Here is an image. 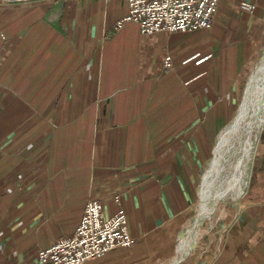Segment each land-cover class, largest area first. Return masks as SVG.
<instances>
[{
    "label": "crops",
    "instance_id": "0c3cea01",
    "mask_svg": "<svg viewBox=\"0 0 264 264\" xmlns=\"http://www.w3.org/2000/svg\"><path fill=\"white\" fill-rule=\"evenodd\" d=\"M128 11L127 0L0 1V264H43L91 194L105 216L125 208L135 241L85 264H264V123L243 191L206 207L191 234L264 53V0H221L210 28L188 32L115 28Z\"/></svg>",
    "mask_w": 264,
    "mask_h": 264
},
{
    "label": "built area",
    "instance_id": "2783aa9c",
    "mask_svg": "<svg viewBox=\"0 0 264 264\" xmlns=\"http://www.w3.org/2000/svg\"><path fill=\"white\" fill-rule=\"evenodd\" d=\"M6 3L29 4L41 0H0ZM128 13L116 21L121 27L127 20L140 24L143 33L160 30L188 32L210 28L219 10L221 0H127ZM253 2L242 1L241 9L254 11ZM163 66L173 67L171 55H166ZM264 234V233H263ZM135 241L129 228V217L124 207L111 216L103 214V205L91 194L80 224L66 237L54 241L39 251L43 264H85L107 252Z\"/></svg>",
    "mask_w": 264,
    "mask_h": 264
},
{
    "label": "rangeland",
    "instance_id": "374dc122",
    "mask_svg": "<svg viewBox=\"0 0 264 264\" xmlns=\"http://www.w3.org/2000/svg\"><path fill=\"white\" fill-rule=\"evenodd\" d=\"M262 56L258 58L257 64L254 67V70L257 67V65L261 62ZM246 88H247V85H246ZM245 98H246V92L243 95L242 104L245 101ZM255 106H258V105L256 104ZM255 106L253 108H250V111L251 113L253 112V114L257 113L256 115H259L261 111L260 109H257V107ZM256 109H257V112H256ZM240 110H241V107L239 111ZM236 115H238V113ZM236 115H235V118L237 117ZM253 118H254L253 115L251 114L248 115L247 118L242 122L241 128L235 131L234 133H232L231 138H230L231 141L228 142L227 145L223 148L224 156L221 161L222 163L221 167L215 173V175H213V179L211 178L210 183L209 181L206 183V190H208L207 191L208 198L207 197L204 198L203 209L210 206L209 204L214 199L215 195H216V198L221 196V199H222V197L229 196L235 193L239 194V192H237V189L239 186H241L243 181L244 180L246 181L247 179V173H248L249 164L251 160L252 151L255 145V141H256L258 132L264 123V120H263L260 123H256L254 127L250 128L249 122L250 121L252 122ZM228 127L229 125L226 127V129ZM251 146L253 147L251 148ZM226 148H229V149H226ZM204 183L205 182H203V186L205 187ZM203 186H202V189L204 190ZM244 186H245V182H244ZM202 189H201V193L203 192Z\"/></svg>",
    "mask_w": 264,
    "mask_h": 264
},
{
    "label": "bare ground",
    "instance_id": "6f19581e",
    "mask_svg": "<svg viewBox=\"0 0 264 264\" xmlns=\"http://www.w3.org/2000/svg\"><path fill=\"white\" fill-rule=\"evenodd\" d=\"M246 98L245 101L243 102L242 106H241V110L238 112L237 117L229 124V127L224 130L221 133L220 136V142L217 146L216 149V157L215 159L212 161V165H210L209 169L207 170L206 174H205V187L203 190V195L205 197L208 198V194L206 190V183L210 180L211 178L213 179V175H215V173L219 170V168L221 167V161L222 158L224 156V147L227 145L228 142L231 141V135L232 133H234L235 131L239 130L241 128V124L242 122L247 118L248 115H253L254 118L252 120V122L250 121V128L254 127V125L256 123H260L261 121L264 120V55L262 56V60L261 62L257 65V67L255 68L254 72L252 73L248 84H247V88H246ZM257 98V100H256ZM258 106H255V105ZM257 107V109H260V114L256 115L257 113L253 112L251 113L250 108L253 107ZM256 109V112H257ZM258 120V121H256ZM253 146H251L252 148ZM250 148V149H251ZM229 149V148H226ZM244 182H246L245 180L243 181V183L241 184V186L238 187L237 192H239V194L243 191L244 189ZM209 185V184H208ZM204 201V200H203ZM208 201V200H207ZM204 204V203H203ZM185 245H183L182 248H184Z\"/></svg>",
    "mask_w": 264,
    "mask_h": 264
},
{
    "label": "water",
    "instance_id": "95a60500",
    "mask_svg": "<svg viewBox=\"0 0 264 264\" xmlns=\"http://www.w3.org/2000/svg\"><path fill=\"white\" fill-rule=\"evenodd\" d=\"M220 138H219V141H218V144H219V142H220ZM218 144H217V146H218ZM216 149H217V147H216ZM215 157H216V152H215ZM204 198H205V196L203 195V193H201V195H200V198H199V200H198V203H197V209H196V213H197V221H198V223H197V227H196V229H194L193 230V232L191 233V234H196V233H198V229H199V227H200V225H201V223H202V219H203V217H204V209H203V200H204ZM221 199V196L220 197H218V198H216V195H215V197H214V199L210 202V206L211 205H213V204H215V203H217L219 200ZM200 207H202V209H203V213H202V216L199 218L198 217V211H199V208ZM191 234L189 235V236H191ZM186 248L188 249L189 248V243H187L186 244ZM187 251V250H186ZM181 259H182V254H180V256H179V258L177 259V261H176V263L175 264H178L180 261H181Z\"/></svg>",
    "mask_w": 264,
    "mask_h": 264
}]
</instances>
